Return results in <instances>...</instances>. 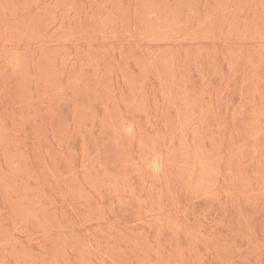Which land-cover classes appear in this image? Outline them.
Returning a JSON list of instances; mask_svg holds the SVG:
<instances>
[{"label": "rangeland", "instance_id": "obj_1", "mask_svg": "<svg viewBox=\"0 0 264 264\" xmlns=\"http://www.w3.org/2000/svg\"><path fill=\"white\" fill-rule=\"evenodd\" d=\"M0 264H264V0H0Z\"/></svg>", "mask_w": 264, "mask_h": 264}]
</instances>
